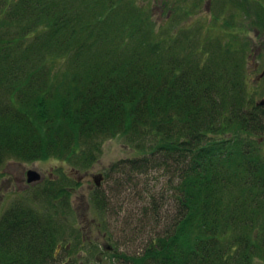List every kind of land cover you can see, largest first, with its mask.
<instances>
[{"label": "trees", "instance_id": "trees-1", "mask_svg": "<svg viewBox=\"0 0 264 264\" xmlns=\"http://www.w3.org/2000/svg\"><path fill=\"white\" fill-rule=\"evenodd\" d=\"M100 1L0 0V166L12 157L64 159L82 153V141L109 134H150L159 165L179 177V209L130 260L264 264V105L247 106L239 37L210 42L214 54L201 58L179 52L182 37L157 31L135 3L113 23L108 8L124 0H108L107 8ZM60 63L64 72H54ZM39 196L69 206L67 187L55 180ZM92 200L103 212L105 196ZM16 209L4 218L2 264H54L64 234L58 221Z\"/></svg>", "mask_w": 264, "mask_h": 264}, {"label": "rangeland", "instance_id": "rangeland-1", "mask_svg": "<svg viewBox=\"0 0 264 264\" xmlns=\"http://www.w3.org/2000/svg\"><path fill=\"white\" fill-rule=\"evenodd\" d=\"M85 2L91 6L92 0ZM234 2H241L244 8H236ZM133 3L152 16L157 31L165 33L168 27L182 37L176 48L179 52L187 48L189 54L196 50V56L210 58L214 54L211 45L226 46L237 35L239 41L233 42L234 46L242 43L246 54L247 106L264 105V28L257 25L256 15L257 9L263 11L264 0H124L119 7L115 5L117 8L109 6L108 13L113 11L110 20L114 23L128 18ZM107 5L108 0L99 2V6ZM185 34L196 41L186 39ZM65 66L60 63L54 72H64ZM157 144L150 134L127 132L82 141V153L70 150L64 159L50 156L24 162L7 158L0 166L1 248L7 241L4 230L8 222L4 218L21 206L42 220L55 218L64 230L54 264H134L130 258L163 234L179 209V177L159 165L160 156L153 154ZM30 171L40 178L30 183ZM54 180L67 187L69 206L64 199L53 204L49 201V205L39 196L40 190ZM98 194L106 198L103 212L93 204L92 198ZM65 204L68 209L63 208Z\"/></svg>", "mask_w": 264, "mask_h": 264}, {"label": "water", "instance_id": "water-1", "mask_svg": "<svg viewBox=\"0 0 264 264\" xmlns=\"http://www.w3.org/2000/svg\"><path fill=\"white\" fill-rule=\"evenodd\" d=\"M28 177H29V182L30 183L40 178V176L34 171H30L28 173ZM95 180H96V184L99 185L100 184V180H98V178H96Z\"/></svg>", "mask_w": 264, "mask_h": 264}]
</instances>
